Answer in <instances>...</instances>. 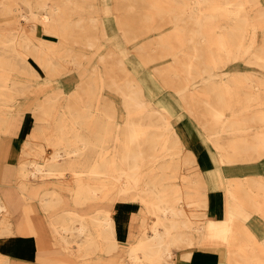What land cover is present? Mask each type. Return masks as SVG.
<instances>
[{
  "label": "bare ground",
  "instance_id": "6f19581e",
  "mask_svg": "<svg viewBox=\"0 0 264 264\" xmlns=\"http://www.w3.org/2000/svg\"><path fill=\"white\" fill-rule=\"evenodd\" d=\"M98 2L95 4L92 0H63L60 3L57 0H2L0 8L4 12V20L17 22L20 27L17 31L0 37V182H14L20 190L22 201H24L21 207L23 217H27V222L20 227L21 230L23 233L33 232L34 228L28 217H31V212L35 209L32 202L37 201L45 216L52 217L49 220V225L53 234L62 236V239H56V241L62 243L68 250H72L76 240L65 238L64 235L67 233L87 234L88 237L84 241L77 243L80 250L84 249L86 252L92 250L94 252L102 245H105L108 251L115 250L118 247L115 237L116 226L110 216L105 212L103 216L86 215L82 214L78 207H66L67 193L63 190L64 187L61 189L47 188L36 183L37 179L47 178L61 182L67 172H70L76 180V185L65 186V189L69 190L68 194L72 197L73 203L79 204L89 201L91 197L105 198L111 192V190L106 189V185L98 184L93 187L89 183L85 184L82 176L96 173L92 176L99 179L106 173L113 171L115 180L125 177L123 184L117 188L118 195L131 199L140 196L139 198L146 207L157 215V220L150 226L153 233L150 236L140 237L129 249V263L122 262L120 264H178L175 263L174 248L194 247L196 243L201 244V247L204 248H207L209 245L206 244L209 243L231 245L233 243L232 237H227L224 234L235 232L232 222L225 226L222 235L221 233H214L203 238L197 235L196 231L189 233L188 230L189 232H185L184 227H194V230H198L201 226H197L190 218L180 217L184 212L181 214L179 207L170 204L168 190H154L151 169L147 171L145 178L147 187H140L143 176L139 172L143 165H152L164 154L172 150L182 149V145L176 138L175 131L169 122H167L166 131L160 139L150 137L149 133L152 128L149 126L145 128V140L140 145L137 143L138 139H141V131L136 130L129 135L128 139L119 138L118 150L123 159L130 163V174H126L119 167L116 159L106 157L110 127L88 128L89 131L92 129L93 132L98 133L97 141H93L89 136H85L79 127L70 129L66 126L67 119L73 121L82 117L88 120L91 115L87 111L83 113V111L79 112L74 109L75 103L80 97L76 89H72L68 94L64 93L61 87L55 86L59 84L52 82V80L55 79V76L57 77L71 68L83 71L84 66L87 65V62L84 63V61H91L93 55L101 50L103 36L105 35L106 38V31L92 30L88 32L83 25L84 22L88 21L93 23V28L103 27L104 14L102 12L108 11V6L104 0L103 3H100L99 0ZM145 2L147 9L143 16L137 19V17L117 15V24L125 39L131 41L136 35L142 34L141 28L144 29L142 32L146 34L161 28L164 22H176L178 25L171 30L152 37L157 40L159 45L157 48L162 52L159 53L161 56H175L173 66L169 65L163 72H167V74H172L174 71L175 74H186L189 66H195L194 69H197L202 62L206 64L207 72L211 74L212 70L221 68L229 61L245 57L250 51V45L244 40L246 37L254 36V33H251L253 24L257 22L264 27V3L262 0H145ZM251 2L257 5L254 14L247 9ZM89 7H95L99 15L89 16L86 19L83 17L79 19L69 18L72 9ZM31 21L40 22L47 34L54 33L64 39L65 42L53 43L45 37L37 38L38 42L34 41L32 39L34 28L32 30L24 28V24ZM132 21L138 25L132 26L130 24ZM188 23L196 25L194 35L191 31L192 36L188 33ZM225 23L230 24V27L220 31ZM75 27L78 29L75 30ZM135 27L139 28L140 33L130 30ZM191 37L197 39V43L193 46L192 55L190 53L187 57H180L177 55L179 54L178 51L180 52L184 48L183 45ZM71 40L85 43L93 49L92 54H83L73 50L66 43ZM150 42L137 47L140 54L147 58L155 50L146 46ZM111 54L113 52L109 47L99 56V61L106 68V72L108 71L106 57ZM29 56H32L47 77L45 81L34 86V92L42 94L47 91L48 86L54 89L50 91L53 94L38 100V103L41 102L42 104L40 110L35 113L36 118L39 121L51 120L53 125L51 129H43L39 126L34 132L29 130L28 135L21 143L20 153L23 156L33 154L42 156L46 146L52 148V152L43 161L23 158L20 160L16 171L13 170L10 174L6 169L5 162L7 159L5 156L11 146V136L18 135L22 128L21 122L24 116L22 114L36 101L27 97L31 91H29L28 83L24 81V78L26 76H41L38 69L30 62ZM254 57L253 60L264 68V38ZM98 66H94L91 75L89 77L87 75L85 78L90 83L84 94L87 106L93 101L97 88V79L100 75ZM181 69L184 71H180ZM47 73L53 78H49ZM163 73L161 76H166ZM20 75L23 78L19 79ZM172 81L170 79L171 86L175 83ZM112 84L118 87L125 103L142 104L143 100L139 98L138 86L137 84L133 85L132 78L128 76L127 79L123 80V88L114 80ZM209 86V92L212 94L211 101L215 104L210 102L206 106L210 119L209 122L200 120V125L208 131V137L213 145L224 150L225 158L223 161L227 164L264 161V130H256L252 134L236 135L232 133L236 127L255 124L259 120L258 123L264 122V110L246 113L242 115V120L230 118L232 112L247 106L251 102L264 104V77L247 74L238 79L228 78L223 81L211 79ZM62 96L68 109L60 111L57 108L61 105L59 100ZM22 97H25V101L19 106V109L14 108ZM130 114L131 111H129V117ZM223 133H228L226 134L227 140L225 145H220L223 137L225 139ZM7 136H10V139H4ZM90 149L96 151L97 157L93 160L91 167H86L82 161L87 159L82 156ZM143 151L145 155L151 157H141L140 153ZM258 165L261 168L264 167L262 163ZM258 185L264 193V179H261ZM249 195L248 193L246 196ZM249 202L255 201L249 199ZM9 204V198L4 199L0 194V237L16 233L13 230L11 221L13 213L9 209ZM253 206L260 208L257 201L256 204L253 203ZM260 209L264 211V209ZM242 227L245 226L242 224ZM94 228L102 230L101 235L103 236L96 239V242H94L95 239L89 237V231ZM244 229L246 231L245 236L249 240L247 242L249 247L234 249L229 246L225 248L227 258L230 260L229 264H264L263 256L253 255L254 247L259 246L256 252L260 251L261 253L264 252V248L261 247L249 229L246 227ZM90 247H92L91 250ZM181 256L184 260H192L193 252H187ZM0 264H11L8 256H0Z\"/></svg>",
  "mask_w": 264,
  "mask_h": 264
},
{
  "label": "crops",
  "instance_id": "0c3cea01",
  "mask_svg": "<svg viewBox=\"0 0 264 264\" xmlns=\"http://www.w3.org/2000/svg\"><path fill=\"white\" fill-rule=\"evenodd\" d=\"M96 13L99 12L97 11ZM115 25L116 23L113 20L104 22L103 28L106 29V38L102 41V48L99 53L102 54L109 47H112L115 48L116 51H119V54H123L127 70L130 71L129 73H131L132 76L130 78L133 79V85L137 84L139 98H141L143 102L141 105L140 103L136 104L135 102L125 103L123 101L124 97L118 89L117 90L119 91L121 97H116L113 93L104 89V84L107 85L108 81L103 79L102 75H99L93 101H91L89 106L86 105L87 101L85 100L79 103L76 102L74 107L76 111H83V113L87 111L91 116L88 120L82 117L76 118L73 121L71 119H67L66 126L70 129L72 127H79L81 132L85 136H89V138L93 141H97L98 133L93 132L92 129L89 131L88 128L110 127L111 132L109 134L108 144L106 145V157L116 159L119 167L123 169L126 174H130V163L123 159V156L118 150L119 140H124L125 138L128 139L130 137L129 135L137 130L142 133L141 139H138L137 143L140 145L145 140L146 134H144V131L147 126L152 128V131L149 133L150 137L160 139L166 131L165 128L167 122H169L171 128L175 131L176 138L182 145V149L177 151L172 150L169 153L164 154L152 165H143L139 172V174L143 176L140 187H147L145 178L147 176V171L151 169V175L154 179V190L169 191L168 201L170 204L179 207L181 209V214L184 212V214L180 217L190 218V220L193 221L191 216L194 212L193 205H201L202 208L200 210L201 215L203 216V227H209L213 231L212 234L216 232L221 233L222 235L223 231H225V226L228 225L229 222H232L235 230L234 237L238 242L234 244L235 249L249 245L247 243L249 240L246 238L244 233L245 227L249 229L254 238L261 244V247L264 248V211L260 209H264V193L259 189L258 185L259 181L264 179V167L261 168L258 164H264V161L248 163L236 162L229 164L224 162V150L217 148L216 145H213L212 141L208 137V131L200 125V120L209 122L210 118L208 112L203 110L200 111V106L195 105V102L197 103L203 101L204 105L208 106V104L212 102V94L209 92L210 95L208 97L205 96L202 91L204 88L207 89V91L209 90V83L211 79L223 81L228 78L217 79L212 76L213 73H208L209 78L208 80L206 79L207 83H205L203 87L197 89V91L194 92L195 94L189 91L180 93L184 99H187V109H183L178 101V94H176L173 90L164 88L157 76H154L153 72L146 69L140 58V56H143L141 54L139 56L135 53L129 52L123 41L117 40V36L113 32L114 29H118ZM36 30V35L39 36L38 28ZM187 42L185 44H187ZM191 49L192 50L186 51L185 48H183L181 50L183 51L181 57H187L190 53L192 55L194 49L193 47H191ZM96 57L97 56H95V59ZM86 64L87 65L84 66L85 68L83 71H77L74 69V74L70 72L72 69L70 67L71 69L64 71L69 72V74H66L63 77L59 75L60 77L55 78L52 82H57L59 85L55 86L58 88L61 87L64 93L68 94L72 91V89H76L80 96L84 95L86 89L90 86V83L88 82L89 80L85 79L87 77L86 74L89 71L87 70L88 63ZM106 67L108 69L107 74L108 76L110 75L111 80H114L116 84H121L123 88V80L127 79L126 75L118 73V76H114L110 72V67L107 65ZM192 67V65L189 66L185 75L189 74V70ZM167 68L168 66L165 69ZM192 69H194V67ZM147 71H149L148 76L146 74ZM180 71H184V69H181ZM232 71L234 72L233 74H242L238 76L239 78L244 77L247 73H249L250 76L258 75L251 71L235 73L236 70H230L229 72ZM233 74L229 78H234ZM182 75H184V73L179 76L182 77ZM218 75L219 74L215 76ZM161 77L167 85L171 86L170 80L167 78L165 79L164 76ZM111 80L109 81V84H112ZM113 86L118 88L114 84ZM53 90V88L48 86L47 92ZM60 104L62 106L60 109H68L65 102ZM30 109L39 111L40 107L34 108L31 105L27 111ZM257 110H264V104L251 102L247 104V106L240 107L237 111L232 112L230 114V118L233 120H242V115ZM38 111L32 112L35 118V113ZM129 111H131L130 117ZM113 113L114 116H112ZM25 114L26 113L24 112L22 115ZM190 114L197 118L199 124ZM258 122H260V120L257 121V123ZM22 123L23 122H21V130L23 129V131H26L23 132L24 137H20L22 136L20 134V130L17 136H13L10 139L11 146L7 154L10 161L9 166L6 165V169H8L10 174L13 170L16 171L20 160L23 158L33 160L31 158L33 156H23L20 153L21 143L28 135L29 130L34 132L39 126L43 129H51L53 125L50 120L39 121L36 118L35 125L33 126V124H31L28 129L26 128V130H24L25 125H22ZM263 123L264 122L260 123V126L264 125ZM253 125H256V123L246 126L242 125L245 127L241 130L238 129L239 127H236L232 133H235L236 135L248 133L252 134L256 130H264V128H251L250 126ZM226 134L228 133H223L225 139L223 137L220 141V145H225L227 140ZM140 154L141 157H151L149 155H145L144 151ZM33 155L40 156L38 154ZM82 157L87 160L89 159V161L85 160L82 161V163H85L86 167H91L93 160L97 157L96 151L90 149V151H87ZM37 159L43 161L46 160V157L43 159ZM171 163H173V165H170ZM182 164H193V172L181 175L180 166ZM112 173L113 171L111 173H106L99 179L92 176L96 173H90V175L85 174L86 176H82V180L85 184L89 183L93 187L98 184L106 185V189L111 190V192L107 194L105 198L91 197L89 201L79 204H73V201L71 200L72 198L68 194L69 190L65 189V186L76 185V180L70 172H67L65 179L61 182L59 180L56 181V179L47 178L42 180L37 179L36 183L42 184L43 187L47 188L55 187L57 189H61L64 187L63 190L67 193L66 207H78V210L82 214L86 215L103 216L105 212V214L110 216L114 220L116 226L115 237L118 242V247L115 250L108 251L105 245L95 249L94 252L91 250L92 247H90L91 251L89 252H86L84 249L80 250L77 243L84 241V239L88 237L87 234L84 233L79 235L78 233H67L64 235L65 238L76 240L72 246V250H68L62 243L56 241V239H62V236L53 234L49 225V220L52 217H42V213L44 216V212L37 213L35 209H33L34 212L32 211L31 214H39L40 217H28V219L32 222L34 228L33 232L23 233V230H21L20 227L22 224L27 222V217H23V210L21 207L24 204V201H22L20 190L13 182H0L1 196L4 199L9 198L10 201L9 209L13 213L11 221L13 223V230L16 232L15 235L12 236L0 237V253L8 256L11 264L129 263L128 252L130 247L135 244L140 237L150 236L153 233L150 228L149 230L144 228L145 217L154 216V222L157 220V215L152 214L150 209L146 207L145 203L141 201L139 198L140 196L133 199L125 198V196H119L117 188L120 184H123L125 177H122L120 180H115ZM158 175H160V177H158ZM248 193L250 195L246 196ZM246 198L247 200H245ZM249 199L255 202L251 203L249 202ZM118 201H125L123 202L124 204H131L132 202L137 201L142 205V211L138 214V216L130 218L129 222L124 224L125 229L122 230L123 237L128 236L127 238L129 240L127 246L125 247H123L124 245L120 242L118 236V224L116 219L111 214V207ZM256 201L260 208H255L253 206V203L256 204ZM34 202H32V205L35 208ZM97 202H101L102 205L94 207L95 205L97 206ZM71 204L74 206H71ZM86 204L93 206L92 210L85 209L84 206ZM242 224L245 226L244 228L242 227ZM101 231L102 230H99L98 228L91 229L89 231V237L91 239H95L94 242H96V239L103 237L101 235ZM135 232H138L137 236H135ZM224 235L227 237L230 236L229 233ZM202 236L204 238L206 235L203 233ZM119 252L123 256L124 260L118 261L117 258H114V255L116 253L119 254ZM187 252H193L192 260H184L182 258L181 255ZM174 253L176 254L175 263L178 264H228L225 246L207 248L195 247V250L193 246H190L182 249H175ZM178 255H180V260H178Z\"/></svg>",
  "mask_w": 264,
  "mask_h": 264
},
{
  "label": "rangeland",
  "instance_id": "374dc122",
  "mask_svg": "<svg viewBox=\"0 0 264 264\" xmlns=\"http://www.w3.org/2000/svg\"><path fill=\"white\" fill-rule=\"evenodd\" d=\"M57 1L60 3L63 0H57ZM99 1H100V3H103V0H99ZM104 1L106 2L107 6H108V11L102 12V14H104L103 22L110 21V20L115 21V23H116L115 26L118 29L117 30L114 29L113 32L116 34L117 40L118 41H123V43L125 44V46H126V48L128 49L129 52L135 53V54H137L139 56H140V52L138 51L137 47L139 45H141V44L143 45V44L151 41L150 43L146 44V46L147 47H152L155 50H153L149 54L150 56H148V58L144 57V56L143 57L140 56V58L142 60V63L144 64V66L146 67L147 70H149L150 72H153L154 76L155 75L157 76V78L163 84L164 88L173 90L176 94H178V101H179L180 105L183 107V109H187L186 108L187 99H184L180 93L181 92H185V91H187V92L189 91L191 93L192 92L194 93L195 91H197V89H199L200 87H203V85L205 83H207V80L209 78V74L207 72L208 69L206 67V64L204 62H202L200 67L197 68V69H192L193 68L192 67L189 70L190 71L189 74L188 75L184 74V75H182V77L179 76V74H177V73L175 74L174 73L175 71L172 72V74H170V73L167 74V72L163 73L167 66H169V65L173 66V63L175 62V58H174L175 56L174 57L172 55H163V56H161L159 53H162V52L160 51V49L157 48L159 46L158 43H157V40L152 38V37H154L157 34H160V33L167 32V31L171 30L173 27L177 26L178 24L176 22H173V21L164 22L162 24L161 28L154 29V30H152V31H150V32H148L146 34H144L142 32L144 29L141 28L140 32L142 34H140L138 36L136 34H134V35H136V37L133 40L129 41V39L128 40L125 39V36L123 35L121 29L119 28V26L117 24V15H122V16H127V17H137V19H139L141 16L144 15V13H145V11L147 9L146 8L147 4H146L145 0H104ZM92 2H94L95 4L99 3L98 0H92ZM1 3H2V0H0V7H1ZM262 3H264V0H262ZM249 4L250 5L247 6V9L250 10V12L252 14H254L255 10L257 8V5H256V3H253V2H251ZM96 12H97V9H95V7H89V8H85V9L74 8V9L71 10V13L69 14V18L70 19H79V18L83 17V18L86 19L89 16L99 15ZM3 13H4L3 10H1V8H0V37L9 35L10 33L17 31L19 29V27H20V24H18L17 22H7V21H5L4 20V16L5 15ZM130 24L132 26L138 25V24H136L133 21L130 22ZM83 25L86 27L85 30L88 31V32H90L92 30L106 31V29L103 28L104 26L103 27L99 26L97 28H95V27L93 28V23L88 22V21L84 22ZM187 25L189 26L188 27V29H189L188 33L192 36V32L191 31H193V35H194V29H195L196 25L193 24V23H188ZM222 26L223 27L220 28V31H224L225 29L229 28L230 24L225 23ZM24 28H26V30H32V28H34V32H33L34 36L32 37V39L34 41H36V42H38L37 38H39V36H44V37H46L47 39H49L53 43H55V42L59 43V42H62V41L65 42L64 39H62L60 36L55 35L54 33H50V35L47 34V32L45 31L44 27L42 26V24L40 22H33V21L27 22L26 24H24ZM37 28H38V35L39 36L36 35V31H37L36 29ZM77 29L75 27V30H77ZM130 30H134L135 33L139 32V28L137 29L136 27L132 28ZM251 33H254V36L251 37V38L250 37H246V39L244 40L248 45H250L249 53L245 57L240 58L239 60H233V61L231 60V61H229L230 63L228 62V63L222 65L221 68L219 67V68H216V69L212 70V73H213L212 76L213 77H215L217 79L229 78L234 73L233 71L229 72L230 70H236L235 73L251 71V72H254V73L264 77V68H262L258 63H256V61L253 60L255 58L254 56H255V54L257 52L258 46L263 41V38H264L263 37L264 36L263 35L264 34V27L261 26L260 24H258L257 22H255L253 24L252 28H251ZM103 37H104L103 39H105V35ZM71 41L66 42V43L69 44L70 47H72L73 50L75 49L76 51L81 52L83 54H88V55L92 54V50L93 49L91 47H89L88 45H86L85 43H81L80 41H75V40H71ZM196 43H197V39H194L193 37H191L190 40L187 42V44H184L183 46H184L186 51H189V50H192L191 47H193ZM110 48H111V51L113 52V54H111L110 56L106 57L107 62H108V64H107V62H106V64H107L108 67H110L111 74H113L114 76H118V73H122L123 75H126L127 78H128V76L132 77L131 73H129L130 71L127 70V66H126V64L124 62V59H123V54H119L118 53L119 51H116L115 48H112V47H110ZM182 52L183 51H181V50H180V52L178 51L179 54H177V55H179L181 57L182 56ZM95 56H97L96 59H95ZM99 56H100V53L98 51V52H96V54L93 55V57L91 59L92 61H86V60L84 61V63H86V62L88 63L87 70H89V71L87 72L86 75H88V77H89L91 75V72H92L91 69H93V67L95 65L96 66L100 65V66H98V68L100 70V75H102L103 79L108 81L107 85L104 84L105 85L104 89H106L107 91L113 93V95L116 96V97L117 96L121 97L119 91L117 90L118 88H115L113 86V84H109L110 75L108 76V74L106 72V68L104 67V65H102V63H100ZM29 60L33 64V66L38 69V71L40 72L41 76H39V77H32V76L31 77H27L26 76L24 78V81L26 83H28L29 91H31V93L28 94L27 97L29 99L32 98V99L36 100L37 102L34 101L35 103H32L31 105L34 108L35 107L39 108L42 103L41 102L38 103V100H40V98H42V97L46 98L47 95L53 94V93L46 91L47 93L44 92L42 94H37V93L34 92V86H37L41 82L45 81L47 79V77H46V74L43 73V71L40 68V66L38 65V63L35 60H33L32 56L31 57L29 56ZM69 67H72V66H69ZM194 68H195V66H194ZM149 71H147V73H146L147 76H148V72ZM70 72L74 74L75 71H74V69H71ZM161 73L166 75V77L164 76L165 79L167 78L168 80H170V79L173 80L172 83L175 82V83H173V86H169V85H167L164 82V80L160 76ZM66 74H69V72H64L60 76L63 77ZM217 74H219V75L215 76ZM247 74H249V73H247ZM17 75H19V74L17 73ZM47 75L49 76V78H53V76L50 75L49 73H47ZM240 75H242V74H233V77L235 79H238L239 78L238 76H240ZM60 76H57V77L55 76V78H58ZM14 77H15V73H14ZM21 78H23V77H21V75H20L19 79H21ZM53 80H55V79H53ZM202 91H203V94H205V96L209 97V95H210L209 94V90L207 91V89L204 88ZM79 96H80V94H79ZM63 100H65V99L62 96V98H60V100H59L60 103H62ZM83 100H84V95L79 97L78 103L83 101ZM24 101H25V97L20 98L18 100L16 106H14V108L17 107V109H19V106ZM195 105L200 106L199 107L200 111H202V110L203 111H207V109H208V107H206L204 105L203 101H200V102H197V103L195 102ZM60 108H62L61 105L58 106L57 110H62ZM36 111H38V110L30 109V110L25 112L26 114L23 116V120H22V122H23L22 125H25L24 126L25 127L24 130H26V128L28 129L29 125H31V124H33V126L35 125L36 118H35V116L33 115L32 112H36ZM191 116L199 124V121L197 120V118L194 117L193 115H191ZM165 120H167V119H165ZM243 127H245V126H241L238 129L241 130V129H243ZM250 127L251 128H255V129L256 128H259V129L262 128L263 129L264 125L260 126V123L259 124L256 123V125H253V126H250ZM23 132H26V131H23V129L21 130V133H22V134L20 133L22 135V136H20L21 138L24 137L23 136ZM9 137L7 136L4 139H10ZM12 137L13 136H11V138ZM51 152H52V148L46 146L44 155H42V156L31 155V156H33L31 158L32 159H37V158L43 159L44 157L47 158L51 154ZM5 159H7L5 164L9 166V161L10 160H9V157H8L7 154L5 156ZM180 167H181L180 168L181 175L182 174H186V173H192L193 169H194L193 168V164H182ZM63 179H65V177L62 178V180ZM123 202H125V201L116 202L111 207V214L116 219V222L118 224V236H119L120 242L124 245L123 247H125V246H127L129 240L127 238L128 236L127 237H123L122 230L125 229V225L124 224L128 223L130 218L138 216V214L142 211V205L139 202H137V201L136 202H132L131 201L132 202L131 204H128V203L124 204ZM97 203H98L97 206L95 205L94 207H99V206L102 205L101 202H97ZM73 204H71V206H74ZM34 206H35V210H36L37 213H42L43 212V210H41V207H39L37 201L34 202ZM92 207L93 206H91L90 204L89 205L86 204L84 206V208L88 209V210H92ZM193 208H194V212L191 215L192 218H193V222H195V224L197 226H201V228L198 229V230H194V227H189V228L184 227L185 232H188L187 230L190 231L189 233L196 231V233H198L197 235H199L201 237H203L202 236L203 233L207 237L212 235L213 231L209 227H207V226L203 227V224H202L203 223L202 222L203 221V216L201 215V210H200L202 208V206L195 204V205H193ZM31 217H40V215L39 214L38 215H36V214L32 215L31 214ZM42 217H45V214L43 216V213H42ZM153 218H154V216L145 217V221H144L145 227L144 228L146 230H149L150 225L153 222ZM120 230H121V232H120ZM245 232L246 231H244V233ZM135 234H136L135 236H137L138 232H135ZM234 234L235 233H231V232L229 233V235H230L229 237H232V239H233V243L231 245L227 246V244H221L220 245V244H215V243H209V244H206V245H209L208 247L225 246V248H228L229 246H231L232 248H234V244L238 243L237 239L234 237ZM10 236H12V235H10ZM2 237H8V236H2ZM251 246H253V245H251ZM195 247H201V244H197L196 243V244H194L193 248L195 249ZM247 247H249V245L243 246V248H247ZM238 248H240V247H238ZM238 248H236V249H238ZM258 248H259V246L254 247L255 252H253V255H256L257 257H260V256L264 257V252L263 253H261L260 251L256 252V250ZM174 249H176V248H174ZM0 256H3V254L0 253ZM175 257H176V254H175ZM179 257H180V255H178V260H180ZM227 257H228V255H226V259H227L228 264H229L230 260ZM114 258H117L118 261L124 260L123 256L120 254V252H119V254L116 253L114 255ZM263 262H264V260H263Z\"/></svg>",
  "mask_w": 264,
  "mask_h": 264
}]
</instances>
